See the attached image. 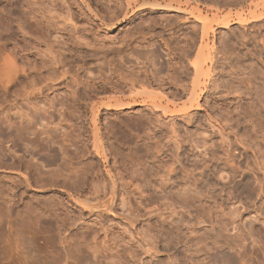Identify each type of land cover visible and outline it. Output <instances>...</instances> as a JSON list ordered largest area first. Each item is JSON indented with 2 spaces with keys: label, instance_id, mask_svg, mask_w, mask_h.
<instances>
[{
  "label": "bare ground",
  "instance_id": "1",
  "mask_svg": "<svg viewBox=\"0 0 264 264\" xmlns=\"http://www.w3.org/2000/svg\"><path fill=\"white\" fill-rule=\"evenodd\" d=\"M47 1H49V4H52V6H49L48 3L44 2L43 0H11L10 1L11 4L16 6L17 13H19V14L16 13L17 15H19L17 17L18 24L16 22L17 29L14 28L15 31H12L10 36L17 38V37H20L22 35V38L20 39V41L22 43H24L23 44L24 46L19 45L20 47L15 46L14 49H12L8 52H7V50L4 51V49H3V52L2 51L0 52V99H1L0 100V255H13L14 257H16V259H15L16 264H32L29 260V255H31V248L34 247V248L39 249L38 250L39 253H42L44 255H48V257L46 256L48 258L47 259L48 261H45V262H47V264H69L70 260H73L72 264H212V263L214 264L215 254L218 253L217 251H219L222 247L224 248V246L221 245V242H223V240L228 242L227 239L231 235V233H230L231 231L230 232H228V231L235 229L234 227H231V226L235 225L236 222H234V221H232V223L230 222V225H231L230 228L231 229H229L228 228L229 224L226 223V219L223 216L225 221H221L220 223H218L219 222V220H218V222H217L218 226L216 225L217 228L215 226L216 233L214 232L215 234H213L212 233L213 231L211 232L214 235V236L212 235L214 237V239H212L211 234H208V232L211 230H208L205 233L201 232V234L199 233V234H197V236L194 235L195 237H193L192 235H191L192 237H190L189 231H188L189 232L188 236H187V232L185 233V231L188 230V228L186 230V221L184 223V219H186V217L183 215L182 216L185 218H183L181 215H180L181 218H179L178 215H177L178 217L175 216L174 214H175L176 210L174 212V208L177 207V208H181V209L183 208V210L184 209L187 210L189 208V206L191 205V203H193V202L195 203L196 196H197L196 193L200 192L201 188L199 189V191L196 192V190H195L196 187H193V186H196L195 185L196 179H194L195 176L192 173H194L195 171L197 172L198 169H200V170L202 169L201 172L199 173L200 176L203 178H206L208 180V182H212V180H215L216 178H218V176H219L218 170L219 169L217 170L216 168H214L213 164L212 165L207 164L208 162L202 163L201 161H197L192 165L189 164L190 158L191 157L193 158V155H191L192 153L191 152H189L191 154L188 153V147L190 146L189 141L188 140L186 141L185 136H184L185 138L182 137V140L180 142L178 140L179 139L178 136L173 138V136H170V135L167 136L168 133L167 134L165 133L166 134L165 135L164 132L162 131V129L164 130V128H162L161 131L155 133V135L151 133L152 135L155 136V138L159 134V136L157 138L158 140H155V138L151 139V137L150 138L148 137L150 135H147L149 142H151L150 139L151 140L154 139L155 142H151V143L147 142L144 145H141L139 147V144H142V141H141V143H139L140 140L142 139L140 137L141 139L138 141V143H139L138 147H136L137 144H135L136 146L133 147V148H137L134 153H133L134 149L132 150L131 148L130 149L132 150V152H129V150H130L129 148H128L129 150H127L128 153H130L129 155H128V153H127V155H125L126 152H124L125 153L124 154L123 152L119 151L120 152L119 153L115 149L116 144H114L115 146L113 145V143L114 142L116 143L117 142L116 140H119V139H117V137H116V139H114L115 141L113 140L114 142L113 143L111 142L112 138H115V133H114L116 131L115 126L112 124L113 125V126L111 125L112 127L108 125V126H104V128H102L103 127V126L101 127L102 121H101V123L99 122L101 113L103 111H105V113H106V111H109V112L114 111V113L121 112V114H122V111H125L126 109H130L131 105L132 106H138V105L143 106L144 104H146V106H147V105L151 104L153 106V108H152L153 110L156 109V110L162 111V113L163 112L167 113V109L170 106V104L167 103L166 105H164V104H162V102L159 101V97L155 96L153 94V93H155L154 91L157 89H155L154 91L152 90L153 92H150V91H151V88L153 86H155V84L157 82L159 83V85L161 83L160 82L161 77H162L161 73L162 72L164 73L163 70L165 68H168V67H166V65L170 64V62L168 63L166 60V58L168 57V53H166L167 54V57H166V54L162 48V45L159 42L156 43L155 40H154V42H155L154 44H150L151 42L149 43L150 45L147 44V45H149V47L146 46L147 48H150V49L152 48L151 50L149 49L150 51H148V52H149V54L151 53V62H152V65L154 67V70H153V67L151 69V70H153V72H151L150 70L147 69L148 72H151L149 74L151 76H149L147 73H145V74H147L148 76L147 75L141 76L144 78L146 77L145 79H143L142 83H140L141 80H139V79L141 77H139V74H135L136 71H140V69L136 70L134 73V71L132 69L133 67H131L132 65L128 66L129 64L127 65V68L129 69V67H130V69L132 70V71H129L130 70L129 69L128 70L129 73L133 72L135 74V75H133L132 73L129 74V77L130 76L132 77V78L130 77L129 80L126 77V75L122 74L123 71L125 72V70H123L124 67L122 68L121 66H119V65L116 66V64H115V65H113V67H116V69L113 68V71L114 70H115V72L122 71V72H120V74L122 76H119L116 73L118 75V77L120 78V80L115 82L116 81L115 79L118 77H116L114 79V77H115L114 76L113 77V79L115 80V81L113 80L115 82V84L113 83L114 86H110L111 84L107 83L106 81L105 82L102 81V82L97 83L96 81L97 80L100 81V79L96 80V77H97V75H101V74L95 75V73L98 70H99L98 71L99 73L103 72L105 77L108 74V72H107V74H105L106 72H104L106 70V68H104V67H106L108 65V64L106 65V62L101 61L102 65L100 64V66L98 64L100 62H98V63L95 62L97 57H98L96 55H98L100 51L102 52V50L104 51L105 49H107V46L105 48L104 47L105 44L103 46V43H102V46H100L98 43L99 48L97 46V49L95 50L94 48H96V44H97L96 41L97 40L94 41V43L96 42V44H93V42L91 40H89L90 32H88V30L85 28L82 30L79 29V27L84 25V24L82 25V21H85V22L88 21L87 23L90 26H93L94 25L93 23L96 22L98 27L100 26V28H105L108 31H112V30L117 29L123 23H125L132 15L143 14V12H145L147 10L163 11V12H170V13H179L181 8L172 2L164 4L162 0H124L125 6L123 5V3L122 4L118 3V0H81L82 9H83V11H85V13L88 14L87 17L83 16L84 17L83 18L82 17L83 12H80L82 10L80 9V7H79V9H80L79 11L74 9L73 3H70V2L68 3L67 1L62 0L60 5H62L63 9H61V11L59 13L57 11V9L54 8L58 4L57 1H54V0H47ZM239 1H237V2H239ZM262 1L263 0H259V1L253 0L251 5H250V8L253 7V4L260 3ZM8 2H9V0H8ZM54 2L57 4H55ZM240 3H241V1H240ZM233 4H234V2H233ZM10 6H12V5H10ZM8 7H9V5L2 10H6V8H8ZM12 7H10L8 10L12 9ZM256 8H257V6H256ZM10 12H13V11H10ZM201 12L202 11H200V13L198 15L194 14V13H190V14H192L193 17L202 26V39L205 42L208 40L209 35L214 31V26L221 25L225 29H228V31H229V27L231 26L230 24L234 20L237 21L238 24L242 25V24H247L248 21L251 19H257L260 17V16H258V14H256V12H250L249 14H246V12H244V13L237 14L235 19L231 18V16L229 15V17L226 18L225 20H220V19L210 20L209 18L204 16L203 13H201ZM180 13H181V11H180ZM12 14L15 15L14 13H12ZM13 15H7V16L10 17ZM141 16H143V15H141ZM0 17H2V14L0 15ZM1 19H3V18H1ZM29 19L35 20V22H34L35 27L33 26V24H28L31 21V20L29 21ZM150 19H152V18H150ZM169 19H170V17H169ZM7 20H9V19H6V21ZM153 20H152V22H153ZM147 21H150V20H147ZM155 21L153 23H155ZM161 21H164V20H161ZM133 22H135V21H133ZM7 23L10 24V21ZM140 23H141V20H140ZM143 23H145V22L143 21ZM148 23H151V22H148ZM153 23H151L152 27H153ZM160 23L161 22H159V24ZM167 23L170 24L169 20ZM180 23H182V22H180ZM5 24H6V22H5ZM5 24L2 26H4V29H7L8 27H6V26H10V25L6 24V26H5ZM145 24L148 27L147 22ZM156 24H158V23H156ZM156 24H155V27L161 26V24L160 25L159 24L156 25ZM16 25L14 24V27ZM138 25L140 27L142 24L141 25L138 24ZM172 26H169V25L167 26V24H166V27H172ZM242 26L244 27V25H242ZM259 26H261V25H259ZM139 27H138V30L141 29V27L140 28ZM257 28H258V26H257ZM133 29H130V31H132V33H133ZM148 29L150 31V28H148ZM198 29H199V25H198ZM0 30H1V27H0ZM136 30L137 29L135 28L134 32ZM142 30H139V31H142ZM194 30H196V29L194 28ZM262 30H263V28H262ZM163 31H164V28H163ZM155 33L153 35L158 34V33H156V34ZM2 34H4V33H2ZM2 34H1V38H2ZM137 34H138V32H137ZM137 34L135 37H137ZM237 34H239V33H237ZM241 34H243V33L241 32ZM142 35L145 36V34H142ZM162 35H163V33H162ZM194 35H195V33H194ZM197 35H198V33H197ZM253 35H254V33H253ZM128 36L131 37L132 35H128ZM181 36H182V34H181ZM199 36H200V34H199ZM170 37H171V35H170ZM173 37H175V36H173ZM180 37L177 39L182 40ZM231 37H233V36H231ZM248 37H250V36H248ZM95 38H96V36H95ZM161 38L163 39L162 36H161ZM161 38L159 39V41L161 40ZM244 38L245 37H243V39ZM251 38H252V36H251ZM90 39H91V37H90ZM135 39L132 38V40H134V42L137 43L138 41H135ZM144 39H145V37H144ZM171 39L169 41L170 43H171ZM189 39L191 40L192 38H189ZM240 39H241V36H240ZM16 40H18V39H16ZM142 40H143V38H142ZM234 40H236V39H234ZM250 40L252 43V39H250ZM13 41H15V40H13ZM152 41H153V39H152ZM156 41H157V38H156ZM167 41L165 40L162 42H167ZM245 41L247 43L246 38H245ZM261 41H263V40H261ZM227 42H225V43H227ZM240 42H239V45H240ZM3 43H5V42H3ZM235 43H237V42H235ZM132 44H133V42H132ZM167 44H169V43L167 42ZM229 44L231 46V42ZM0 45L3 46L2 43ZM17 45H18V43H17ZM183 45H184V43H183ZM132 46H134V45H132ZM167 46L168 45H166L165 47L167 48ZM146 47H145V49H146ZM168 47H171L170 44ZM172 47H173V45H172ZM177 47L178 46H175V48H177ZM208 47H209L208 44L204 43L202 48H201V54H200L198 60L197 61L195 60L196 62L193 61V63L195 62L193 65V67H194L193 70L195 72V77H194L195 79L192 76L194 81L193 82L191 81V84H189L190 82H187V84L190 86L193 83V85L191 86L192 87V96H189V95H187L189 93L184 92V95L186 94L185 98H186V96H189L190 100H189V103H186L185 105H183L181 107V109L179 110L180 112H182L183 118L188 117V120H190L189 118H191V119L193 118V120H194L198 117V116L196 118H194L193 116L189 117V115L191 116V114L188 115V113L192 112V111L195 112V111L201 110L200 99L204 95V93L206 92V89L208 90V82L211 81L210 77H211V71L212 70H211V66H210V54H209V48ZM228 47H229V45H228ZM243 47H241V48H243ZM255 47H256V44H255ZM86 48H88V49L91 48L93 50L91 52L95 53V56L90 55V57H92L94 59L96 57L95 61L93 60V62L97 63V65H98V66L96 65V69H95L97 71L93 70V72L95 71V73L92 74L91 72H88L90 69L88 70V69L82 68L84 66L78 67V65L80 66V63H79L76 66L78 68H82L83 69L82 73H84L85 75L83 74L84 76L83 75L81 76L80 74H78L76 76L77 73L75 74V72L77 69L75 70L70 66V64H71L70 62H72L75 58H72L73 60H71L70 57L77 55L79 58H82L80 55H82V53L84 52V49H86ZM222 48H224V47H222ZM8 49H9V47H8ZM135 49H137V48H135ZM191 49L192 48L188 49V51L190 50V52H191ZM229 49H231V47ZM245 49H247V48L245 47ZM170 50L171 49H169L167 52H169ZM254 50H256V48ZM85 51L87 52V50H85ZM137 51L139 52L140 50H137ZM141 51H142V49H141ZM141 51H140V53H141ZM144 51H146V50H144ZM217 51L218 50H216V52ZM231 51L233 52L234 49L233 50L231 49ZM101 52H100V54H101ZM122 52H123V50H122ZM170 52H172V50ZM185 52L188 56L189 54L187 53L186 49L184 52H182V54ZM243 52H244V50H243ZM85 53H84V55H85ZM88 53H90V50ZM116 53H118L117 55H120V57L122 58V55L124 56V54L127 52L121 54V52L119 53V50H117ZM177 53L178 52H176V54ZM221 53H222V51H221ZM142 54L143 53H141V55ZM107 55H108V53H107ZM113 55H114V53H113ZM127 55H130V54H127ZM171 55H172V53H171ZM68 56H70V57H68ZM148 56L146 59H149ZM233 56L234 55H232L231 57H233ZM139 57H140V55H139ZM141 57H143V56H141ZM223 57H226V55ZM260 57H262V56H260ZM113 58H111V59H113ZM127 58H128V56H127ZM183 58H184V56H183ZM251 58H253V56ZM68 59H70V60H68ZM87 59H89V58L87 57ZM123 59H124V57H123ZM123 59H119V60L122 62ZM130 59H131V57H130ZM184 59H182V60H184ZM179 60H181V59H179ZM74 61L76 62V60H74ZM97 61H98V59H97ZM126 61H124V62H126ZM237 61H235V62L237 63ZM110 62L111 61H109L108 63H110ZM139 62H140V60H139ZM141 62H142V60H141ZM181 62H183V61H181ZM252 62H254V61L252 60ZM262 62H263V60H262ZM103 63L106 66H104ZM183 63H185V62H183ZM215 63L216 62H214V64ZM230 63H232V62H230ZM243 63H242V65H243ZM91 64H93V63H91ZM122 64H124V63L122 62ZM144 64L146 65V63H144ZM174 64H175V62H174ZM180 64H182V63H180ZM190 64H192V63H189V65ZM262 64H264V62ZM68 65L70 66L69 69H67L69 67ZM83 65H84V63H83ZM185 65L186 64H184L183 66L186 67ZM72 66L74 67L75 65H72ZM109 66H110V64H109ZM109 66H108V68H110ZM125 66H126V64H125ZM234 66H235V63H234ZM255 66H257V65H255ZM98 67H99V69H98ZM148 67H146V68H148ZM150 67H149V69H150ZM171 67H174V66L172 65ZM187 67H188V65H187ZM253 67H254V65H253ZM261 67H262V65H261ZM261 67H259V69ZM71 68L75 71H72ZM85 68H86V66H85ZM102 68H104L103 69L104 71L102 70ZM250 68H251V66H250ZM172 69H174V68H172ZM220 69H221V67H220ZM141 70H142V72L144 71L142 68H141ZM147 70H145V71H147ZM188 70H189V68H188ZM71 71L74 72L73 74H75V76L72 74ZM107 71H110V70L107 69ZM180 71H184V70H180ZM186 71H187V69H186ZM186 71H185V73H183V72L180 73L179 71L178 72L181 75L186 74V73L188 74V72H186ZM222 71H224V69H222ZM254 71L257 72L258 69L254 70ZM77 72L80 73L79 70ZM190 72H189V75H186L187 79H189L188 76L190 77L191 76L190 74H192ZM251 72H253V71H251ZM103 73H102V75H103ZM235 73H237V72H235ZM253 73H255V72H253ZM257 73H259V72H257ZM261 73H262V70H261ZM171 74L173 77L172 72H171ZM88 75H89V77H87ZM127 75H128V73H127ZM166 75H168V74H165V76ZM193 75H194V73H193ZM262 75L260 74V76H262ZM176 76H179V75L176 74ZM183 76H185V75H183ZM100 77L101 76H99L98 78H100ZM111 77H110V80H111ZM167 77L169 78L170 75L166 76V78ZM164 78L165 77H163V79ZM170 78L168 79V83L171 82L170 85H172V83H173V85H175V83H176L175 79L171 78L175 81V83H174V82H172V80ZM243 78H242V80H243ZM107 80H108V77H107ZM110 80L108 82H112ZM254 80H256V79H254ZM262 80H264L263 77H262ZM166 81H165V83H166ZM178 81H180V80H178ZM184 81H183V83H186V81L185 82ZM217 81L219 82V80H217ZM237 81L239 82L240 80H237ZM163 82H164V80H163ZM163 82L161 84H163ZM220 82H219V84H221ZM232 82H233V80H232ZM256 82H257V80H256ZM177 83L178 84L176 86H180V88H181L182 83L181 82H180L181 84L179 82H177ZM228 83L226 82L225 88L228 87L227 86ZM136 84H138L140 86L138 87ZM254 84L256 85V83H254ZM262 84H263V86H262L261 90H260V88H258L260 83L258 86L256 85L259 92L260 91L263 92V98L261 99V101L259 102V99L257 98L259 93H256L257 94L256 97L253 95H251V96H253V98L254 97L257 98L258 101L254 98L257 101V103L259 102V104L261 103L263 105L264 104V82L261 83V85ZM235 85L239 86L240 84L239 85L235 84ZM157 86H158V84H157ZM161 86H162V89L164 90V86L163 85H161ZM184 86H185V84H184ZM136 87L138 88L137 90H139V88L141 89L140 93H137V94L135 93L136 95L134 94L135 96L131 97L130 99L125 98V95L122 94V91H124L125 88L126 89L128 88L130 90L129 93H131L136 89ZM156 88H158V87H156ZM212 88L213 87L211 86V89ZM247 88L249 90V87H247ZM254 88H255V86H254ZM152 89H154V88H152ZM185 89H186V87L185 88L182 87L183 91ZM189 89H190V87H189ZM160 90H161V88H160ZM186 90H188V87ZM248 90L245 92H248ZM255 90H256V88H255ZM183 91H180L181 95H182ZM189 91L190 90H188V92ZM216 91H217V89H216ZM229 91H230V89H229ZM231 91H232V89H231ZM238 91L240 93V90L236 89V92H238ZM125 92H127V90ZM236 92H233L232 95H234V93H236ZM262 92H260V93H262ZM163 93H165V92H163ZM172 93H173V90H172ZM249 93H250V91H249ZM165 94L167 95L168 93H165ZM14 95H16V97ZM232 95H230V96H232ZM261 95H259L260 98H261ZM12 96H14L15 99L10 98ZM167 96H173V95L169 94ZM224 96H226V95H224ZM224 96H223V98H224ZM17 97H20V100H19V98L17 100L16 99ZM59 97H61V98H59ZM182 97H183V95L181 97L179 96V98H182ZM241 97H242V95H240V98ZM244 97H245V95H244ZM175 98H177V97H175ZM175 98H173V100ZM179 98H177V99H179ZM7 99H10V100L13 99L16 101L12 100L14 104L10 105V103H11L10 102L8 104L9 106L8 105L3 106L5 103H7ZM221 100H223V99H221ZM180 101H182V99H180L179 102ZM262 101H263V103H262ZM217 103H218V101H217ZM246 104H248V103H246ZM254 104H256V103L254 102ZM261 104L256 105L255 107L258 109V107L261 106ZM240 106H237V107H240ZM209 107H211V106H209ZM213 107H215V106H213ZM146 108H147V110L151 109V108L149 109L148 107H146ZM251 109H250V111H251ZM252 110L255 111V108ZM243 111H244V109H243ZM141 112H143V111H141ZM141 112L138 114H141ZM150 112H151V110H150ZM152 112H154V111H152ZM152 112H151V114H152ZM117 114L119 115V113H117ZM156 114H158V113H156ZM242 114H243V112H242ZM154 115H153V117H154ZM186 115H188V116L185 117ZM252 115H255L256 118L258 117V118L262 119V121H260L262 123H260L259 126L253 125L255 127L254 129L258 128L257 131L258 130L264 131V105H263V107H261V109L259 107V109L257 111H255ZM143 116H144V114L141 116V118H143V120H145L146 118ZM146 117H148L147 114H146ZM173 117L176 118V116H173ZM105 118H107V117H105ZM174 118H169V119H174ZM198 118H200V117H198ZM117 119H119V118H117ZM155 119L156 120L158 119L157 124H159V122H160L159 117L157 118V116H156ZM232 119L233 118H231V120ZM66 120H68V121L70 120L69 121L70 123L72 121L73 122L75 121L74 122L75 124L74 125L71 124L72 127H70L69 130L67 128H68V125H70V124L63 125V122ZM119 120H121V119H119ZM137 120H138V118H137ZM139 120H140V118H139ZM156 120H154V121H156ZM188 120L184 119V121H188ZM208 120H209V122L208 121H206V122H207V124L210 123L209 126L212 125V123H215L216 125H218V127H219L218 129H220V131H221L220 135L223 138H225V139L222 138L223 140H221V142H222L221 146L222 147L219 146L220 149L223 150V152H224L223 154L227 155V157H228L229 163L228 164L226 163L224 170L225 171L229 170L230 172L234 173L237 170L236 169L237 164L232 165L233 163H238V165L240 164V167L242 166L243 163L246 164V167H247L246 169H248V172L243 173L244 174L243 175L244 181L246 179H248L245 182L246 184H245L244 188L247 192L245 194L246 195L249 194L248 196H249V198H251L255 194L256 190H258L259 191L258 195L260 194L261 196L262 195L264 196V155L261 152V148H259L261 143L259 144V146L257 145V143L256 144L252 143L254 145H251L250 139L252 137L250 138L248 135L247 136L250 139H248V137L246 135L243 136V134H241V136H240L239 133H237V132H231L230 131L229 133H225L223 127L221 126V122H219V120H217L215 118V116L213 117V115L212 116L209 115ZM109 121L104 120V122H103L104 125L106 123H108ZM115 121H116V119H115ZM147 121H148V119H147ZM151 121H152V119L149 122H151ZM198 121H200V120L198 119ZM131 122H133V121H131ZM136 122H139V121H136ZM201 122H199V124ZM115 123L117 124V122H115ZM123 123L126 125L127 121L125 123L123 120ZM133 123H135V120ZM145 123H146V121H145ZM153 123L154 122L151 123L152 125L150 127L147 126L148 129L153 126ZM120 124H121V126L124 125V124H122V122H120ZM136 124H138V123H136ZM136 124H134V125L137 126ZM148 124L150 125V123H148ZM157 124H155V125L157 126ZM125 125H124V128L123 127H121V128L119 127V128L125 129ZM128 125L130 127V123ZM142 125H145V124H143V121H142ZM142 125H140V123H139L140 127ZM126 127H128V126H126ZM153 127L158 130L157 127H155V126H153ZM153 127H152L153 131L151 129L150 130H151V132L154 133L156 129L154 130ZM158 127H159V125H158ZM210 127H212V126H210ZM213 127L215 128L216 126H213ZM131 128H132V126H131ZM135 128H137V127H135ZM144 128H146V127H144ZM169 128H170V126H169ZM104 129H105V132L103 133ZM110 129H112V131L114 130L113 132H111L112 134H110V132L106 133V131H109ZM123 129L121 130L122 132H123ZM133 129L134 128H132L131 130L134 131ZM171 129H174V128H171ZM171 129H168V130H171ZM129 130H130V128H129ZM129 130L126 129L127 132ZM174 130H176V128ZM135 131H136V133H138V132L140 133V131H143L146 133L148 130L147 131L135 130ZM129 132H130V134L133 133L132 135H134V136L136 134L134 132L131 133V131H129ZM149 132L150 131H148V133ZM171 132L175 135L177 133V131H175L176 132L175 133L173 130H171ZM185 132H184V134H185ZM120 134L121 133H119V137H120ZM146 134H145V138H147ZM139 135H136V136H139ZM116 136H118V134H116ZM129 136L131 138H133V136H131V135H129ZM154 136H152V137H154ZM190 137H192V136H190ZM127 138H128V140L131 139L129 137H127ZM164 138H166L167 140H165ZM125 139H126L125 137H124V139L122 138V140H125ZM190 139H192V138H190ZM229 139H231V140L229 141ZM162 140H164L166 142L163 141L164 143L162 144L161 143ZM121 141H119V142L122 143ZM146 141H144V142H146ZM254 141L255 140H253V142ZM123 142H125V141H123ZM135 142L136 141H134V143ZM6 143H11L13 149H11L10 146H9L10 148H8ZM127 143H130V142H127ZM109 144H111L114 148L112 146H111L112 148H110ZM192 144H194V142ZM255 145H256V147H255ZM123 146L124 145L122 143L120 148H122ZM130 146H132V145H130ZM130 146L126 145L123 148L125 149L126 147H130ZM204 146L206 147L207 145L204 144L203 147ZM116 147H119V146H116ZM225 147H227V149ZM238 148H241L242 152H239L237 154ZM217 149H218V147H217ZM207 151L210 152L211 159H212L211 161H214L213 159L214 158L216 159V155H217L215 153V150H213V151L207 150ZM116 153H117V156L118 155L121 156V157H119V159L122 158V159H125L126 161H128L127 159H129V157L131 159L133 156L138 155L140 153H141V155L143 153L144 157L147 156L146 158L149 157L150 159L153 158V160H155V159L156 160L154 162L152 161V159L150 160V162L152 161V163H153V164L151 163L152 164L151 165L152 167H151L150 165L149 166L148 165L142 166L143 163L140 164L141 162L137 161L139 159H137V160L135 159L136 161L134 160L135 162L133 161V163H131V164L134 166H138L140 164V166H141L140 169L138 167H137L138 169L137 168L136 169L135 168H129L127 166L128 162L126 165L124 162L125 160H123V161L120 160V162L122 161L123 163H121L119 166H118V163L114 162V160L112 161L113 163H111V156L114 159H118L117 157L115 158L113 156V154L115 155ZM193 154H194V152H193ZM190 155H191V157H190ZM138 156L140 157V155H138ZM142 156L140 158L143 159L144 157H142ZM161 157H163V158H161ZM167 157H169V158L167 159ZM194 157L196 159V156H194ZM218 157H220V155ZM239 157L243 158V163H242V161H239ZM136 158H138V157H136ZM35 159H37L38 161H36ZM203 159H205V158H203ZM220 160H223V159H220ZM146 161L148 162L149 160L147 159ZM217 161L219 162V160H217ZM147 162H146V164L149 163V162L148 163ZM157 163H159V164L156 166ZM131 164L129 162V165H131ZM217 164H219V163H217ZM214 166H215V164H214ZM124 167H125V169H124ZM118 170H120V171H118ZM121 170L125 171L126 176L124 175V173L122 174ZM239 170H241V168ZM160 172L164 173V175L163 176L161 175V177L159 175ZM232 173H231V175H232ZM236 173H237V171H236ZM236 173H235V175H236ZM222 175H225L224 172H222ZM127 176H129V178H130L129 181L132 180L131 182L125 181V180L129 179V178L125 179ZM233 176H232V179H234V177H235V176L234 177ZM139 177H142L141 178L142 179L141 185L140 184L138 185V182L140 183V181H138V182L135 181ZM250 177H252L254 179V182L256 183V188H253V187L249 188L248 187V186H251V185H249ZM155 178H158L161 181V183H159V184H161V191H160L161 194H159V192H158V194L161 195V196H159L161 199H165L166 201L165 200L164 201L167 202L166 206H165V203L163 206L166 208H170V209L173 208L172 213H170L167 217L166 216L164 217V214L162 215L160 213V215H159L157 213V212H159V208L158 209L155 208L156 209L155 211H153L154 210L153 209L149 212V215H153V214L157 213V214H155V217H154V215H153V217H151V220L154 218H157V217L160 218L159 227L155 226L154 228L151 229L152 231H154V233L151 231L153 234H156L155 232H157V234L151 235V233L150 234L147 233L146 237H141L140 239L137 238L138 240H135L137 242L133 241L134 239L132 240V238H130L131 240H127L126 238L124 239L122 237L121 238L117 237V236H115L116 234L115 235H108V236L106 235L104 240H102L100 242L99 241L100 235L98 233L99 231L96 230L95 227H100L99 230H102L104 228V226H102V223H103L102 219L104 218V216L108 215V214H112V215L115 214V212H117L120 207H121V209H124L125 204L127 205V201L129 199V197L131 195H133L134 192L140 191V193L143 195L146 192V191H144L143 188H145L147 185L152 184V181H153V179L155 181ZM222 178L223 177H221V179ZM158 179H156V180H158ZM199 179H197L196 182ZM202 179H200V181ZM232 179H230V180H232ZM203 180L205 181V179H203ZM200 181H198V182L200 183ZM217 181L218 180L216 179V182ZM134 182L137 183V184L135 183L136 186H135V184H133ZM157 182H159V181H157ZM222 183H223V181H222ZM229 183L231 184L232 181L231 182L229 181ZM156 184H158V183H156ZM203 184H205V183H203ZM225 184H226V182H225ZM144 185H145V187H143ZM208 186H207L206 190L209 189ZM131 187L133 188V190H131ZM134 187H135V189H134ZM157 187L158 186H156V189H159L160 185H159V188H157ZM192 187L194 188V190ZM153 188H155V186ZM229 189H233V188H230V186H229ZM202 190H203V188H202ZM210 190L212 191L213 189H211V187H210ZM234 190H236V189H234ZM152 191H153V189H152ZM204 191H205V187H204ZM211 191H210V193L209 192H207V193L212 194ZM239 191H240V189L238 190V192ZM194 192H196V193H194ZM56 193H58L59 196ZM156 193H157V191H156ZM204 193L207 194L206 191ZM30 194H33V195L31 196ZM54 194H56V196H54ZM158 194H157V196H158ZM258 195H256L255 198L261 197L260 195L259 196ZM206 197L208 198L209 195H207ZM206 197H205V199H207ZM32 198H34V202L32 201L33 200ZM160 198H159V200L161 201ZM209 198H211V197H209ZM151 199H153L154 202L151 201L150 199L149 200L152 203H155L156 196H155V199H154V197ZM200 199H201V197H200ZM203 199H204V197H203ZM146 201H148V200H146ZM139 203L140 202H138V204ZM147 203L150 205L149 201ZM152 203H151V205H152ZM156 203H157V201H156ZM196 203H197V201H196ZM196 203L194 205H196ZM194 205H191V207ZM161 206H162V204H161ZM21 207H22V209H21ZM211 207H212V205H211ZM211 209L212 208H210V210ZM163 210H165V209H163ZM15 211H17L16 214H14ZM169 211H171V210L168 209L167 212H169ZM204 211H206V210H204ZM212 211H213V209H212ZM227 211H229V210L227 209ZM188 212L189 211H187V213ZM211 214L212 213H210V215H208V216H211ZM221 215L222 214H220L219 216H221ZM94 217L96 218V220L97 219L98 220L91 223V221H89V220L91 218H94ZM191 217H195V216H191ZM216 217H218V216H216ZM198 218L199 217H197V219ZM218 218H220V217H218ZM259 218H260V216H259ZM194 219H196V218H194ZM202 219L204 220L203 217H202ZM215 219H217V218H215ZM221 219H222V217L220 218V220ZM188 220H187V222H189ZM198 220L196 222H199V224H205L206 223V222L203 223V221L200 222L201 218L199 221ZM215 221H213L214 225H215ZM191 222H192V220H191ZM191 222L189 225L192 224ZM199 224H197V225H199ZM194 225H196V224H194ZM182 226H185V229L182 228ZM199 226H201V225H199ZM190 227H194V226L191 225ZM190 227H189V229H190ZM253 227H254V225H253ZM258 228H259V226H258ZM213 229H214V227H213ZM249 229L252 230V226ZM259 229H261V228H259ZM193 230L194 229L192 228V231ZM204 230H205V228H204ZM242 230L240 232H242ZM79 231H86V232H81L80 235H79V233L77 235L76 232H79ZM202 231H203V229H202ZM226 232L230 233V234L229 235L225 234ZM240 232L237 231V235ZM196 233L197 232H195V234ZM86 234L88 236H89V234L91 235V237H90L91 240L89 241V242L92 241L91 245L86 244V242H87V237H86L87 235ZM224 235H228V238L225 239V237H227V236L224 237ZM245 236H246V233H243V234L241 233L237 237H235V236L233 237V235H232L231 236L232 238H230L229 240H232L230 242H233V241L235 242L237 240L236 243H238V240H241V242L243 240H245V238H246ZM210 240H211V242H210ZM39 242L40 243L43 242L42 245H40V248L35 246L36 243L40 244ZM227 242H225V243H227ZM123 243H128V244L124 246V245H122ZM239 244L240 243H238V246H239ZM243 244H245V243H243ZM37 246H39V245H37ZM241 246H242V244H241ZM29 247H31V248H29ZM182 247H185L183 252L180 250ZM27 248H29L30 250ZM254 248H256V247H254ZM231 249H232V247H231ZM238 249H239V247H238ZM262 249H263V247H262ZM141 254H143V255H141ZM181 254H183V255H181ZM33 259H34V257H33ZM221 264H223V263H221Z\"/></svg>",
  "mask_w": 264,
  "mask_h": 264
},
{
  "label": "rangeland",
  "instance_id": "2",
  "mask_svg": "<svg viewBox=\"0 0 264 264\" xmlns=\"http://www.w3.org/2000/svg\"><path fill=\"white\" fill-rule=\"evenodd\" d=\"M10 1L11 0H9V2H8V0H0V15L2 14V17H0V27H1V30H0V38H1V34L2 33H4V34H2V38L0 39V44L2 43L3 44V46L2 45H0V52L2 51L3 52V49H4V51H6L7 50V52L8 51H10V50H12V49H14V47L16 46H22L24 43H22L21 41H20V39L22 38V35L20 36V37H17V38H14V37H12V36H10L11 35V32L12 31H15L14 30V28L15 29H17V25H16V22H17V24H18V20H17V17L19 16V15H17V14H19V13H17V8H16V6L15 5H13V4H11L10 3ZM44 2H46V3H48V5L49 6H52V4H49V1H47V0H43ZM54 1H57V3H55V4H57V6L56 7H54V8H56L57 9V11L60 13V11H61V9H63L62 8V5H60L61 4V2H62V0L60 1V0H54ZM60 1V2H59ZM65 1H67L68 3L70 2V3H73L74 4V9H76L77 11H79L80 9L82 10V11H80V12H83V15H82V17L84 16V17H87V13H85V11H83V9H82V5H81V0H65ZM121 1V2H120ZM163 1V3L164 4H167V3H170V2H172V3H174L175 5H177L178 7H180L181 8V13H180V11H179V13H170V12H163V11H150V10H147V11H145V12H143V14H136V15H132L125 23H123L121 26H119L117 29H115V30H112V31H108V30H106L105 28H100V26L98 27V25L96 24V22L95 23H93L94 25L93 26H90L87 22L88 21H82V25L83 26H81V27H79V29L80 30H82V29H87L88 30V32H90V37H91V39H90V37H89V40H91L92 42H93V44H96V42H97V44H96V48H94L95 50L97 49V46H98V48H99V45L100 46H102V43H103V46H104V44H105V48H106V46H107V49H105L104 51L102 50V52H101V54H100V52H99V54L98 55H96V56H98L97 57V59H98V61H97V59H96V57H95V59H96V61H95V59L94 58H92V57H90V55L91 56H95V53L94 52H91V51H93L91 48H86V49H84V52L82 53V55H80L82 58H79L77 55H75V56H73V57H70V56H68V57H70L71 58V60H73L72 58H75L74 60H76V62L73 60L72 62H70L72 65H78L79 63H80V66L78 65V67H82V66H84V67H82V68H84V69H90L88 72H91L92 74H94L95 73V71H97V70H95L96 69V65H97V63L98 62H100V63H98L99 64V66H100V64H101V61L103 62H106V65H104V63H103V65L104 66H106V67H104V68H106V70L104 71L103 69L104 68H102V70L104 71V72H106L105 74H107V72H108V76L106 75V77H105V75H104V73H103V75H102V73H99L98 71L95 73V75L96 74H101V75H97V77H96V80L97 79H100V81L99 80H97L96 82L97 83H99V82H107V83H109V84H111L110 86H114L113 85V83L115 84V82H117L118 80H120V78L118 77V75L119 76H122L121 74H120V72H122V71H117V72H115V70L113 71V68L114 69H116V67H113V65H115L116 64V66H121L122 68L124 67V69L123 70H125V72L123 73L122 72V74L123 75H126V77L128 78V80H129V78L131 77H129V74H133V75H135V74H139V77H141V76H145V75H149L151 72H153V70H154V67H153V65H152V62H151V53L149 54V52L148 51H150L151 49L150 48H147V47H149V45L150 44H154L155 42L157 43V42H159L161 45H162V48H163V50L165 51V54L166 53H168V57H167V54H166V60H167V62L169 63L170 62V64L167 66L166 65V67H168V68H165L163 71H164V73L162 72L161 74V80H160V82L162 83L163 82V80H164V82H163V84H161L160 83V85H159V83L157 82L156 84H155V86H153L152 88H154V89H152L151 88V91L150 92H153L155 89H157V90H155L154 92L155 93H153L155 96H158L159 97V101L160 102H162V104H164V105H166L167 103H169L170 104V106L168 107V109H167V113H162V111H159V110H156V109H152L153 108V106L151 105V104H149V105H147L146 106V104H144L143 106L142 105H138V106H130V109H126L125 111H122V114H121V112H116V113H114V111H106V113H105V111H103L102 113H101V116H100V120H99V122L101 123V121H102V123H101V127L102 128H104V126H111L112 124L115 126V138H112V140H111V142L113 143L115 140L114 139H116V137H117V139H119V140H116L117 142L115 143H113V145L114 144H116V146H119V147H116L115 145V149L117 150V152H126V154L125 155H127V153H128V151L127 150H129L130 148L133 150V153L136 151V149L137 148H133V147H135L136 145L135 144H137V146L136 147H138V144L139 143H141V141H142V144H139V147L141 146V145H144L145 143H151V142H155L154 141V139L153 140H151L152 138H155V133H157V132H159V131H161V129L162 128H164V130L162 129V131L164 132V134L166 133H168L167 134V136L168 135H170V136H173V138L174 137H176V136H178V140L181 142V140H182V137L183 138H185L186 139V141L188 140L189 141V143H190V146L188 147V153L189 152H191V153H189V154H191V155H193V158L191 157V155H190V161H189V164H194L195 162H197V161H201L202 163H204V162H208L207 164H210V165H212L213 164V167L214 168H216L217 170H218V174H219V176H218V178H216L218 181L216 182V179L215 180H212V182H208V180L206 179V178H203V177H201L200 176V172H201V170L200 169H198V171L196 172H194V173H192L194 176H195V178L194 179H205V181L203 180H201L200 181V179L198 180V181H200V183L198 182H196V180H195V185L196 186H193V187H196V192L197 191H199V189L201 188V191L200 192H194V193H196V201H197V203H196V201H195V203H196V205H194L195 203L193 202V203H191V205H194V206H192L191 207V205L189 206V208L186 210V209H184L183 210V208L181 209V208H174V212H175V210H176V212H175V216H179V218H181L180 217V215L182 216H185L186 217V219H184V223H185V221H186V230H187V228H188V230L187 231H185V233L187 232V236H188V234H189V232H190V237H195L194 235H196L197 236V234H201V232H206V231H208V230H211V231H209L208 232V234H211V237H212V239H214V235L213 234H215L216 233V228H217V226H218V224H217V222H218V220H219V222L218 223H220L221 221H225V219H226V223H228L229 225H228V228L229 229H231L230 228V222L232 223V221H234V222H236L235 223V225H233V226H231V227H234L235 229L234 230H229L228 232H230L231 233V235L229 236V238H228V235L230 234V233H225V234H228V235H224V237L225 236H227V237H225V239H227L228 240V242L227 241H225V240H223V242H221V245L222 246H224V248L222 247L219 251H217L218 253H216L215 254V262H214V264H221V263H223V264H264V196L262 195H260L261 197H257V198H255V196L256 195H258V193H259V191L258 190H256V192H255V196L252 198L251 196V198H249V194H245V193H247L246 192V190H245V182H246V180H248V179H246L245 181H244V177H243V173L244 172H248V169H246L247 167H246V164H244L243 163V158H240L239 157V161H242V166L240 167V164L238 165V163H233L232 165H234V164H237V173H236V171L234 172V173H232V172H230L229 170H224V167H225V165H226V163L228 164L229 162H228V157H227V155H225V154H223L224 152H223V150L222 149H220V147H222L221 145H222V142H221V140H223V139H225V138H223L221 135H220V133H221V131H220V129H218L219 127H218V125H216L215 123H212V125H210V126H212V127H210L209 126V124L210 123H208L207 124V122L206 121H208L209 122V120H208V116L209 115H213V117L215 116V118L217 119V120H219V122H221V126L223 127V129H224V131H225V133H229L230 131L231 132H237V133H239V135L241 136V134H243V136H247L248 137V139H250V144L251 145H254V144H256L257 143V145L259 146V144H260V146H259V148H261V152H262V154L264 155V131L263 130H258L257 131V129L258 128H256V129H254L255 127L254 126H259L260 125V123H262V122H260V121H262V119L261 118H256V116L255 115H252L255 111H257L258 109H259V107H260V109H261V107H263V105L261 104V106H257L258 107V109L255 107L256 105H260L259 104V102L261 101V99L263 98V92L262 91H260V92H262V93H260L259 92V90H258V88H260V90H261V88H262V86H263V84L261 85V83H263L264 82V80H262V77H263V79H264V64H262L263 62H264V5H263V12H262V16L260 17V18H257V19H251V20H249L248 21V23L247 24H242V25H244V27L241 25V24H235V25H232L231 27H229V31H228V29H223V28H219V27H216L215 28V30L209 35V37H208V40L205 42L203 39H202V26L200 25V23L193 17V15L192 14H190V13H194V14H199L200 13V11H202L201 13H203V15L204 16H206L207 18H209L210 20H214V19H219L218 17H217V15L216 14H214L212 17H210V15H209V13L212 11V10H219L220 12H226V11H229V10H232V11H236V10H240L239 12H237V14H240V13H244V12H246V14H249L250 12H256V14L258 13V9H259V7H260V3H255V4H253V7L252 8H250V5H251V3H252V1L253 0H240L241 1V3H240V1L239 0H162ZM209 1V2H208ZM237 1H239V2H237ZM243 1V2H242ZM247 3H246V2ZM259 1V0H258ZM233 2H234V4H233ZM118 3H123V5L125 6V1L124 0H118ZM239 5H238V4ZM4 4V5H3ZM242 4V5H241ZM9 5V7L8 8H6V10H2V9H4L5 7H7ZM10 5H12V6H10ZM256 6H257V8H256ZM10 7H12V9H10V10H8ZM79 7H80V9H79ZM15 9V10H14ZM9 12H8V11ZM66 10V9H65ZM242 10H245V11H242ZM10 11H13V12H10ZM5 12V13H4ZM11 13V14H10ZM12 13H14L15 15H13ZM17 13V14H16ZM145 13V14H144ZM236 14V15H237ZM4 15V16H3ZM7 15H13V16H7ZM17 15V16H16ZM141 15H143V16H141ZM229 15H231V11H229L228 12V14L223 18V19H220V20H225L226 18H228L229 17ZM139 16V17H138ZM170 17V19H169V17ZM5 17V18H4ZM83 17V18H84ZM133 17V18H132ZM144 17V18H143ZM168 19H167V18ZM1 18H3V19H1ZM142 18V19H141ZM149 18V19H148ZM150 18H152V19H150ZM6 19H9V20H7L6 21ZM16 21H15V20ZM154 19V20H153ZM157 19V20H156ZM167 19V20H166ZM31 19H29V21H30ZM34 20V19H33ZM33 20H31L28 24H33V26L35 27V25H34V22H35V20L33 21ZM140 20H141V23H140ZM147 20H150V21H147ZM152 20H153V22L155 21V23H153L152 22ZM161 20H164V21H161ZM168 20H169V23L170 24H168L167 22H168ZM10 21V24L9 23H7V22H9ZM14 21V22H13ZM28 21V20H27ZM133 21H135V22H133ZM139 21V22H138ZM143 21L146 23L147 22V24H148V27H147V25L145 24V23H143ZM166 21V22H165ZM5 22H6V24H9L10 26H6V24H5ZM33 22V23H32ZM148 22H151V23H153V27L151 26V23H148ZM159 22H161L160 24H161V26H158V27H155V24L156 23H158L159 24ZM177 22V23H176ZM180 22H182V23H180ZM189 22V23H188ZM13 23V24H12ZM163 23V24H162ZM165 23V24H164ZM197 23V24H196ZM261 23V24H260ZM5 24V26L6 27H8L7 29H4V26H2V25H4ZM14 24L16 25L15 27H14ZM138 24H142L140 27H141V29H139V30H142V31H139L138 30V27H139V25ZM145 24V25H144ZM158 24H156V25H158ZM159 24V25H160ZM166 24H167V26L169 25V26H172L173 24V28L172 27H166ZM176 24V25H175ZM13 25V26H12ZM198 25H199V29H198ZM259 25H261V26H259ZM12 26V27H11ZM135 26V27H134ZM138 26V27H137ZM145 28H144V27ZM150 26V27H149ZM163 26V27H162ZM165 26V27H164ZM257 26H258V28H257ZM5 27V28H6ZM139 27V28H140ZM181 27V28H180ZM193 27V28H192ZM201 27V28H200ZM13 28V29H12ZM136 28L137 30L134 32V29ZM148 28H150V31H149V29ZM160 28V29H159ZM163 28H164V31H163ZM168 28V29H167ZM194 28L197 30H194ZM244 28V29H243ZM247 28V29H246ZM262 28H263V30H262ZM3 29V30H2ZM130 29H133V33H132V31H130ZM166 29V30H165ZM171 29V30H170ZM192 29V30H191ZM243 29V30H242ZM8 30V31H7ZM163 32H162V31ZM248 30V31H247ZM251 32H250V31ZM260 30V31H259ZM2 31V32H1ZM7 31V32H6ZM10 31V32H9ZM94 31V32H93ZM159 31V32H158ZM177 31V32H176ZM223 31V32H222ZM231 31V32H230ZM240 31V32H239ZM9 32V33H8ZM137 32H138V34H137ZM141 32V33H140ZM150 32V33H149ZM158 33L157 35H153L154 33ZM161 32V33H160ZM183 32V33H182ZM186 32V33H185ZM195 33V35H194V33ZM226 32V33H225ZM241 32L243 33V34H241ZM262 32V33H261ZM7 35H6V34ZM135 33V34H134ZM152 33V34H151ZM155 33V34H156ZM162 33H163V35H162ZM180 35H179V34ZM189 33V34H188ZM197 33H198V35H197ZM233 33V34H232ZM237 33H239V34H237ZM252 35H251V34ZM253 33H254V35H253ZM136 34H137V37H135L136 36ZM142 34H145V36H143ZM168 34V35H167ZM181 34H182V36H181ZM191 34V35H190ZM199 34H200V36H199ZM229 34V35H228ZM231 34V35H230ZM235 34V35H234ZM128 35H132L131 37L130 36H128ZM140 35V36H139ZM163 37V39L161 38V36ZM167 35V36H166ZM170 35H171V37H170ZM187 35V36H186ZM190 35V36H189ZM197 35V36H196ZM237 35V36H236ZM246 35V36H245ZM250 36V37H248V36ZM9 36V37H8ZM95 36H96V38H95ZM128 36V37H127ZM134 36V37H133ZM151 36V37H150ZM173 36H175V37H173ZM178 36V37H177ZM181 36V37H180ZM197 38H195V37ZM231 36H233V37H231ZM240 36H241V39H240ZM251 36H252V38H251ZM254 36V37H253ZM8 37V38H7ZM143 38V40H142V38ZM144 37H145V39H144ZM147 37V38H146ZM161 38V40L159 41V39ZM181 38L182 40H180V39H177V38ZM192 38L191 40L189 39V38ZM226 37V38H225ZM231 37V38H230ZM238 37V38H237ZM243 37H245L246 38V40H247V43H246V41H245V38L243 39ZM248 37V38H247ZM132 38L133 39H135V41H138L137 43L136 42H134V40H132ZM139 38V39H138ZM156 38H157V41H156ZM172 38V39H171ZM224 38V39H223ZM262 38V39H261ZM16 39H18V40H16ZM147 39V40H146ZM151 39V40H150ZM152 39H153V41H152ZM170 39H171V43L169 42L170 41ZM195 41H194V40ZM234 39H236V40H234ZM239 39V40H238ZM250 39H252V43H251V40ZM4 40V41H3ZM13 40H15V41H13ZM95 40H97L95 43H94V41ZM133 42V44H132V42ZM154 40H155V42H154ZM167 41L169 44H170V46L171 47H168L169 46V44H167V42H162V41ZM175 40V41H174ZM190 40V41H189ZM249 40V41H248ZM254 40V41H253ZM261 40H263V41H261ZM8 41V42H7ZM141 41V42H140ZM144 41V42H143ZM193 41V42H192ZM197 41V42H196ZM228 41V42H227ZM233 41V42H232ZM240 42V45H239V42ZM244 41V42H243ZM3 42H5V43H3ZM14 42V43H13ZM126 42V43H125ZM151 42V43H150ZM153 42V43H152ZM162 42V43H161ZM175 42V43H174ZM225 42H227V43H225ZM231 42V46H230V43ZM235 42H237V43H235ZM17 43H18V45H17ZM98 43H99V45H98ZM141 43V44H140ZM150 43V44H149ZM183 43H184V45H183ZM204 43H207L208 44V48H209V54H210V66H211V77H210V80L211 81H209L208 82V90L206 89V94L204 93V95L201 97V99H200V105H201V110H199V111H195V112H189L188 113V115L189 114H191V116L189 115V117H194V118H196L197 116L198 117H200V118H196V119H194L193 120V118L191 119V118H189L190 120H188V115H186L185 117H187V118H183V114H182V112H180L179 110L181 109V107L183 106V105H185L186 103H189V96H192V85H193V83H192V85L190 86V85H188L187 84V82H190L189 84H191V81L193 82L194 80H193V78L195 77V72H194V67H193V65H194V63L198 60V58H199V56H200V54H201V48H202V46H203V44ZM244 43V44H243ZM6 44V45H5ZM127 44V45H126ZM134 45V46H132V45ZM139 44V45H138ZM147 44H149V45H147ZM168 45L167 46V48L165 47L166 45ZM173 45V47H172V45ZM175 44V45H174ZM178 44V45H177ZM234 44V45H233ZM255 44H256V47H255ZM164 45V46H163ZM183 45V46H182ZM188 45V46H187ZM227 45V46H226ZM228 45H229V47H228ZM234 47H233V46ZM19 46V47H20ZM24 46V45H23ZM131 46V47H130ZM147 46V47H146ZM152 46V45H151ZM150 46V47H151ZM175 46H178L177 48H175ZM180 46V47H179ZM244 46V47H243ZM8 47H9V49H8ZM125 47V48H124ZM134 47V48H133ZM145 47H146V49H145ZM165 47V48H164ZM222 47H224V48H222ZM228 47V48H227ZM231 47V49L233 50L234 49V51L232 52L231 51V49H229ZM240 47V48H239ZM241 47H243V48H241ZM245 47L247 48V49H245ZM2 48V49H1ZM6 48V49H5ZM135 48H137V49H135ZM179 48V49H178ZM190 48H192L191 49V52H190V50L188 51V49H190ZM218 48V49H217ZM227 48V49H226ZM256 48V50H254ZM126 51H125V50ZM133 49V50H132ZM141 49H142V51H141ZM150 49V50H149ZM166 49V50H165ZM169 49H171L172 50V52H167ZM181 49V50H180ZM185 49L187 50V53L190 55H188L187 56V54H186V52L185 53H183L182 54V52H184L185 51ZM220 49V50H219ZM222 49V50H221ZM251 49V50H250ZM85 50H87V52L85 51ZM89 50H90V53H88L89 52ZM94 50V51H95ZM117 50H119V53L121 52V54H123V53H125V52H127V53H125L124 54V56L122 55V58L120 57V55H117L118 53H116L117 52ZM121 50V51H120ZM122 50H123V52H122ZM136 50V51H135ZM137 50H140L141 51V53H143L142 55H141V53H140V51L138 52ZM144 50H146V51H144ZM175 52H174V51ZM184 50V51H183ZM216 50H218L217 52H216ZM226 50V51H225ZM229 50V51H228ZM243 50H244V52H243ZM246 50V51H245ZM182 51V52H181ZM221 51H222V53H221ZM224 51V52H223ZM242 51V52H241ZM249 51V52H248ZM87 54H86V53ZM111 52V53H110ZM137 52V53H136ZM148 52V53H147ZM176 52H178L177 54H176ZM230 52V53H229ZM232 52V53H231ZM84 53H85V55H84ZM92 53V54H91ZM94 53V54H93ZM107 53H108V55H107ZM113 53H114V55H113ZM147 53V54H146ZM171 53H172V55H171ZM175 53V54H174ZM218 55H217V54ZM226 53V54H225ZM252 53V54H251ZM89 54V55H88ZM127 54H130V55H127ZM132 54V55H131ZM140 55V57H139V55ZM182 54V55H181ZM187 56H185V55ZM192 54V55H191ZM230 54V55H229ZM246 56H245V55ZM251 54V55H250ZM259 54V55H258ZM102 55V56H101ZM149 55V56H148ZM176 55V56H175ZM181 55V56H180ZM226 55V57H223V56H225ZM232 55H234L233 57H231ZM237 55V56H236ZM239 55V56H238ZM244 55V56H243ZM249 55V56H248ZM115 56V57H114ZM126 56V57H125ZM127 56H128V58H127ZM141 56H143V57H141ZM147 56H148V58L149 59H146L147 58ZM172 56V57H171ZM183 56H184V58H183ZM222 56V57H221ZM243 56V57H242ZM253 56V58H251ZM260 56H262V57H260ZM84 57V58H83ZM87 57L89 58V59H87ZM115 59H114V58ZM120 57V58H119ZM123 57H124V59H123ZM130 57H131V59H130ZM230 57V58H229ZM86 58V59H85ZM111 58H113V59H111ZM140 58V59H139ZM142 58V59H141ZM181 59V60H179V59ZM187 58V59H186ZM191 58V59H190ZM224 58V59H223ZM226 58V59H225ZM250 58V59H249ZM118 59V60H117ZM119 59H123V63L124 64H122V62L119 60ZM129 59V60H128ZM133 59V60H132ZM144 59V60H143ZM169 59V60H168ZM182 59H184V60H182ZM231 59V60H230ZM244 59V60H243ZM254 61V62H252V60ZM260 59V60H259ZM68 60H70V59H68ZM85 60V61H84ZM93 60L95 61V62H97V63H95V62H93ZM100 60V61H99ZM127 60V61H126ZM131 60V61H130ZM139 60H140V62H139ZM141 60H142V62H141ZM148 60V61H147ZM172 60V61H171ZM186 60V61H185ZM196 60V61H195ZM228 62H227V61ZM233 60V61H232ZM238 60V61H237ZM262 60H263V62H262ZM80 61V62H79ZM83 61V62H82ZM109 61H111L110 63H108ZM119 61V62H118ZM124 61H126V62H124ZM181 61H183V62H185V63H183V62H181ZM193 61H195L194 63H193ZM220 63H219V62ZM235 61H237V63L235 62ZM247 61V62H246ZM86 62V63H85ZM129 62V63H128ZM174 62H175V64H174ZM214 62H216L215 64H214ZM230 62H232V63H230ZM244 62V63H243ZM251 62V63H250ZM259 62V63H258ZM83 63H84V65H83ZM91 63H93V64H91ZM141 63V64H140ZM143 63V64H142ZM144 63H146V65L144 64ZM148 63V64H147ZM172 63V64H171ZM180 63H182V64H180ZM189 63H192V64H190L189 65ZM234 63H235V66H234ZM242 63H243V65H242ZM257 63V64H256ZM70 64V66L73 68V69H77L76 70V72H75V74H76V76L78 75V74H80L81 76L84 74V73H82L83 71V69L82 68H78L77 66L75 67H73L72 65ZM82 64V65H81ZM90 64V65H89ZM109 64H110V66H109ZM125 64H126V66H125ZM129 64V65H128ZM151 64V65H150ZM178 66H177V65ZM184 64H186L185 66L186 67H184L183 65ZM230 64V65H229ZM238 64V65H237ZM245 64V65H244ZM251 64V65H250ZM262 65V67H261V65ZM92 65V66H91ZM102 65V64H101ZM127 65L128 66H131V67H133L132 69H133V71H134V73H135V71L136 70H139L140 69V71H136V73L134 74L133 72H131V73H129V71H132L131 69H130V67H129V69L127 68ZM174 66V67H171V66ZM187 65H188V67H187ZM216 65V66H215ZM223 67H222V66ZM253 65H254V67H253ZM255 65H257V66H255ZM69 66V65H68ZM70 66L67 68V69H69L70 68ZM85 66H86V68H85ZM88 66V67H87ZM92 68H91V67ZM98 66V65H97ZM108 66L110 67V68H108ZM112 66V67H111ZM145 66V67H144ZM150 67V69H149V67ZM190 66V67H189ZM240 66V67H239ZM250 66H251V68H250ZM136 69H135V68ZM144 70L143 72H142V70H141V68ZM146 67H148V68H146ZM152 67H153V70H151L152 69ZM193 67V68H192ZM220 67H221V69H220ZM233 67V68H232ZM238 67V68H237ZM259 67H261L260 69L262 70V73H261V70L259 69ZM71 68V70L72 71H75V70H73ZM126 68V69H125ZM145 68V69H144ZM171 68V69H170ZM172 68H174V69H172ZM176 68V69H175ZM187 69V71H186V69ZM188 68H189V70H188ZM217 68V69H216ZM231 68V69H230ZM256 68V69H255ZM98 69H99V67H98ZM107 69L108 70H110V71H107ZM150 70L151 72H148V70ZM168 69V70H167ZM220 69V70H219ZM222 69H224V71H222ZM251 71H253V72H255V73H253V72H251ZM253 69V70H252ZM258 69V71L257 72H259L262 76H260V74L259 73H257L256 71H254V70H257ZM79 70V72L80 73H78L77 71ZM92 70V71H91ZM93 70H95L94 72H93ZM112 70V71H111ZM129 70V71H128ZM145 70H147V71H145ZM180 70H184V71H180ZM219 72H218V71ZM234 70V71H233ZM71 71V72H72ZM128 71V72H127ZM173 73V77H172V74H171V72ZM177 71V72H176ZM180 73H185V71L186 72H188V74L186 73V74H179V72ZM191 71V72H190ZM250 71V72H249ZM119 72V73H118ZM138 72V73H137ZM189 72L190 73H192V74H190L191 76L189 77L188 76V78L189 79H187V76L186 75H189ZM235 72H237V73H235ZM74 72H72V74H73ZM118 75H117V74ZM127 73H128V75H127ZM145 73H147V74H145ZM178 74L179 76H176V74ZM193 73H194V75H193ZM225 73V74H224ZM231 73V74H230ZM75 74H73L74 76H75ZM144 74V75H143ZM165 74H168V75H166V76H169L170 75V77L171 78H173V79H175V81H176V83H175V81L173 80V79H171L170 77V79L172 80V82H174L175 83V85H173V83H172V85H170L171 84V82H169L168 83V77L166 78V76H165ZM175 74V75H174ZM233 74V75H232ZM241 74V75H240ZM85 75V74H84ZM83 75V76H84ZM110 75V76H109ZM147 75V76H148ZM164 75V76H163ZM181 75V76H180ZM183 75H185V76H183ZM213 75V76H212ZM222 75V76H221ZM226 75V76H225ZM230 75V76H229ZM99 76H101L100 78H98ZM104 76V77H103ZM112 76V77H111ZM115 76V77H114ZM149 76H151V75H149ZM192 76H193V78H192ZM221 76V77H220ZM225 76V77H224ZM232 76V77H231ZM243 78V80H242V78ZM87 77H89V75L87 76ZM103 77V78H102ZM107 77H108V80H107ZM110 77H111V80H110ZM113 77H114V79L116 78V77H118V78H116L115 80L113 79ZM163 77H165L164 79H163ZM215 77V78H214ZM236 77V78H235ZM240 77V78H239ZM36 78V77H35ZM132 78V77H131ZM146 78V77H145ZM144 77H141L139 80H141V82L140 83H142L143 82V79H145ZM184 78V79H183ZM224 78V79H223ZM259 78V79H258ZM102 79V80H101ZM104 79V80H103ZM106 79V80H105ZM160 79V78H159ZM177 79V80H176ZM187 79V80H186ZM191 79V80H190ZM195 79V78H194ZM215 79V80H214ZM221 79V80H220ZM224 81H223V80ZM227 81H226V80ZM254 79H256L257 80V82H256V80H254ZM25 80V79H24ZM23 80V81H24ZM112 81V82H108V81ZM115 82H114V81ZM167 80V81H166ZM178 80H180V81H178ZM186 81V83H183V81ZM189 80V81H188ZM217 80H219V82L221 83V84H219V82L217 81ZM230 80V81H229ZM232 80H233V82H232ZM235 80V81H234ZM237 80H240L239 82L237 81ZM165 81H166V83H165ZM170 81V80H169ZM184 81V82H185ZM246 83H245V82ZM25 82V81H24ZM28 82V81H27ZM177 82H181L180 84H181V86L183 87V88H185L186 87V89H187V87H188V90H190L189 92H188V90H182V87L180 88V86H176L178 83ZM218 82V83H217ZM226 82L230 85H228L227 84V86L228 87H226L225 88V86H226ZM250 82V83H249ZM253 82V83H252ZM139 83V84H140ZM212 83V84H211ZM249 85H248V84ZM254 83H256V85L258 86L259 85V83H260V85L258 86V88H257V86L254 84ZM258 83V84H257ZM108 84V85H109ZM157 84H158V86H157ZM166 84V85H165ZM179 84V85H180ZM184 84H185V86H184ZM235 84H237V85H239V86H236ZM245 84V85H244ZM138 87L140 86V85H138V84H136ZM161 85H163L164 86V90L162 89V86ZM214 85V86H213ZM248 85V86H247ZM174 86V87H173ZM211 86L213 87L212 89H211ZM220 86V87H219ZM249 87V90H248V88L247 87ZM253 86V87H252ZM254 86H255V88H256V90H255V88H254ZM156 87H158V88H156ZM161 88V90H160V88ZM178 87V88H177ZM189 87H190V89H189ZM218 87V88H217ZM181 90H180V89ZM221 88V89H220ZM224 88V89H223ZM245 88V89H244ZM17 89V88H16ZM138 88L136 87V89L133 91V92H131V93H129L130 92V90L127 88H125V90L124 91H122V94H124L125 95V98H128V99H130L131 97H133V96H135L137 93H140V88H139V90H137ZM216 89H217V91H216ZM226 89V90H225ZM228 89V90H227ZM229 89H230V91H229ZM231 89H232V91H231ZM236 89L237 90H240V93H239V91L238 92H236ZM127 90V92H125ZM153 90V91H152ZM159 90V91H158ZM172 90H173V93H172ZM210 90V91H209ZM220 90V91H219ZM243 90V91H242ZM248 90V92H245V91H247ZM253 90V91H252ZM258 90V91H257ZM175 91V92H174ZM180 91H183L182 92V95H183V97L182 98H179V96L181 97L182 95H181V92ZM187 91V92H186ZM214 91V92H213ZM249 91H250V93H249ZM256 91V92H255ZM163 92H165V93H168L167 95H173V96H167L165 93H163ZM179 92V93H178ZM184 92L185 93H189V94H187V95H189V96H186V98H185V95H184ZM191 92V93H190ZM226 92V93H225ZM233 92H236V93H234V95H232V93ZM126 93V94H125ZM129 93V94H128ZM136 93V94H135ZM218 93V94H217ZM224 93V94H223ZM228 93V94H227ZM242 93V94H241ZM256 93H259L258 94V99H259V102L257 103V98H255L256 97ZM135 94V95H134ZM175 94V95H174ZM236 94V95H235ZM242 95V97L240 98V95ZM248 96H247V95ZM262 94V95H261ZM221 95V96H220ZM224 95H226V96H224ZM230 95H232V96H230ZM244 95H245V97H244ZM251 95H253V96H255L254 98L257 100H255L254 98H253V96H251ZM259 95H261V98H260V96ZM15 97H16V95H14ZM14 96H12V97H10V98H14L15 99V97ZM127 96V97H126ZM206 96V97H205ZM214 96V97H213ZM223 96H224V98H223ZM53 97V96H52ZM170 97V98H169ZM175 98V97H177V98H179V99H177V98H175L174 100H173V98ZM221 97V98H220ZM235 97V98H234ZM244 97V98H243ZM18 98H19V100H20V97H17L16 99L18 100ZM59 98H61V97H59ZM203 98V99H202ZM240 98V99H239ZM171 99V100H170ZM180 99H182V101H180L179 102V100ZM187 99V100H186ZM206 99V100H205ZM221 99H223V100H221ZM251 99V100H250ZM1 100V99H0ZM9 100V101H8ZM13 99H7V103H5L3 106H5V105H8L10 102V105H12V104H14L13 103V101H16V100H13ZM215 101V102H214ZM217 101H218V103H217ZM245 101V102H244ZM253 101V102H252ZM164 102V103H163ZM172 102V103H171ZM254 102L256 103V104H254ZM21 103V102H20ZM246 103H248V104H246ZM251 103V104H250ZM262 103H263V101H262ZM241 106H240V105ZM221 105V106H220ZM254 105V106H253ZM9 106V105H8ZM204 106V107H203ZM209 106H211V107H209ZM213 106H215V107H213ZM236 106V107H235ZM237 106H240V107H237ZM249 106V107H248ZM134 107V108H133ZM142 107V108H141ZM146 107H148L150 110H151V112L152 111H154V112H152V114H151V112H150V110H147V108ZM233 107V108H232ZM252 109H254L255 108V111L254 110H252ZM214 108V109H213ZM237 108V109H236ZM246 108V109H245ZM218 109V110H217ZM243 109H244V111H243ZM250 109H251V111H250ZM257 109V110H256ZM131 110V111H130ZM137 112H136V111ZM169 110V111H168ZM249 110V111H248ZM135 111V112H134ZM141 111H143V112H141V114L143 115L144 114V116L143 117H145L144 119L145 120H143V118H141V114H138V113H140ZM157 111V112H156ZM113 112V113H112ZM126 112V113H125ZM145 112V113H144ZM231 112V113H230ZM242 112H243V114H242ZM110 113V114H109ZM117 113H119V115L117 114ZM134 113V114H133ZM150 113V114H149ZM156 113H158V114H156ZM107 114V115H106ZM113 114V115H112ZM117 114V115H116ZM121 114V115H120ZM124 114V115H123ZM146 114H147V116L148 117H146ZM157 116V118L159 117V124H157V120L155 119V115ZM193 114V115H192ZM199 114V115H198ZM209 114V115H208ZM238 114V115H237ZM245 114V115H244ZM250 114V115H249ZM134 115V116H133ZM141 115V116H140ZM153 115H154V117H153ZM161 115V116H160ZM169 115V116H168ZM181 115V116H180ZM208 115V116H207ZM151 118H150V117ZM173 116H176V118H174ZM179 116V117H178ZM207 116V117H206ZM255 116V117H254ZM105 117H107V118H105ZM111 117V118H110ZM202 117V118H201ZM244 117V118H243ZM260 117V116H259ZM110 118V119H109ZM113 118V119H112ZM117 118H119V119H121V120H119V119H117ZM132 118V119H131ZM136 118V119H135ZM137 118H138V120H137ZM139 118H140V120H139ZM169 118H174V119H169ZM178 118V119H177ZM183 118V119H182ZM207 118V119H206ZM231 118H233L232 120H231ZM242 120H241V119ZM110 121H109V120ZM115 119H116V121H115ZM142 119V120H141ZM147 119H148V121H147ZM152 119V121L151 122H149L150 120ZM156 120V121H154V120ZM161 119V120H160ZM177 119V120H176ZM184 119L186 120H188V121H184ZM198 119L200 120V121H198ZM104 120H106V121H109L108 123H106L105 125H104ZM119 120V121H118ZM123 120H124V122L126 123V121H127V123H126V125L123 123ZM134 120H135V123H133L134 122ZM222 120V121H221ZM225 120V121H224ZM70 121V120H69ZM68 120H66V121H64L63 122V125H68V124H75L72 120V122L70 123ZM131 121H133V122H131ZM136 121H139V122H136ZM141 121V122H140ZM142 121H143V124H145V125H142ZM145 121H146V123H145ZM169 121V122H168ZM172 121V122H171ZM175 121V122H174ZM202 121V122H201ZM241 121V122H240ZM58 122V121H57ZM111 122V123H110ZM115 122H117V124L119 125H117ZM119 122V123H118ZM120 122H122V124H124L125 125V129H123L124 128V125H122L121 126V124H120ZM150 123V125L148 124V123ZM152 122H154L155 124H157V126L153 123V126H155V127H157L158 128V130L156 129V128H154L153 126V128H154V130H155V132L153 133V132H151V130L153 131V129H152V127L151 128H149L148 129V127H150L152 124ZM163 122V123H162ZM167 122V123H166ZM171 122V123H170ZM187 122V123H186ZM190 122V123H189ZM199 122H201L200 124H199ZM204 122V123H203ZM206 122V123H205ZM247 122V123H246ZM130 123V127H129V124ZM133 125H132V124ZM136 123H138V124H136ZM139 123H140V125H142L141 127L139 126ZM189 123V124H188ZM203 123V124H202ZM56 124V123H55ZM134 124H136L137 126H135ZM162 124V125H161ZM172 124V125H171ZM174 124V125H173ZM198 124V125H197ZM236 124V125H235ZM70 125H68V130L70 129V127H72V125L70 126ZM112 125V126H113ZM158 125H159V127H158ZM161 125V126H160ZM177 125V126H176ZM191 125V126H190ZM201 125V126H200ZM234 125V126H233ZM254 125V126H253ZM111 126V127H112ZM126 126H128V127H126ZM131 126H132V128H134L133 130L135 131V130H137V131H140V130H144V131H150L149 133H148V131L145 133V132H143V131H140V133L138 132V133H136V131L134 132V131H132L131 129ZM134 126V127H133ZM148 126V127H147ZM169 126H170V128H169ZM203 126V127H202ZM213 126H216L215 128L213 127ZM253 126V127H252ZM121 127H123L122 129H123V132L121 131L122 129H120ZM135 127H137V128H135ZM144 127H146V128H144ZM205 127V128H204ZM129 128H130V130H129ZM144 128V129H143ZM160 128V129H159ZM171 129V128H176V130H174V129H171V130H173L174 132L175 131H177V133H176V135L175 134H173L172 132H171V130H168V129ZM203 130H201V129ZM72 129V128H71ZM126 129H128L129 131H131V133L132 132H134V133H136L135 134V136L136 135H139V136H134V135H132V134H130V132L128 133L127 131H126ZM151 129V130H150ZM188 129V130H187ZM126 132H125V131ZM114 131V130H113ZM112 131V129H110L109 131H106V133H108V132H110V134H112L111 132H113ZM168 131V132H167ZM187 133H186V132ZM105 132V129L103 130V133ZM143 132V133H142ZM171 132V133H170ZM184 132H185V134H184ZM119 133H121L120 134V137H119ZM124 133V134H123ZM146 134V137H147V135H150V136H148L149 138L151 137V139H150V141L151 142H149L148 141V137L147 138H145V134ZM154 134V135H152V134ZM202 133V134H201ZM247 133V134H246ZM116 134H118V136H116ZM165 134V135H166ZM128 135V136H127ZM129 135H131V136H133V138H131ZM142 135V136H141ZM144 135V136H143ZM154 136V137H152V136ZM183 135V136H182ZM158 136H159V134H158ZM158 136H156V138H155V140H158L157 138H158ZM185 136V137H184ZM190 136H192V137H190ZM124 137L126 138L125 140H122V138L124 139ZM127 137H129V138H131L130 140H128V138ZM135 137V138H134ZM142 139H141V138ZM144 137V138H143ZM192 138V139H190V138ZM188 138V139H187ZM223 138V139H222ZM122 141H121V140ZM136 139V140H135ZM138 139V140H137ZM141 139V140H140ZM144 139V140H143ZM165 140H167L166 138H164ZM114 140V141H113ZM128 140V141H127ZM140 140V142L138 143V141ZM147 140V141H146ZM161 140V139H160ZM159 140V141H160ZM192 140V141H191ZM231 139H229V141H230ZM253 140H255L254 142H253ZM261 140V141H260ZM119 141H121L122 143H123V145L124 146H126V145H128V146H130V145H132V146H130V147H126L125 149L122 147V148H120L121 147V144L122 143H120ZM123 141H125V142H123ZM134 141H136L135 143H134ZM144 141H146V142H144ZM164 140H162V144L164 143V142H166V141H164ZM199 141V142H198ZM233 141V140H232ZM257 141V142H256ZM110 142V143H111ZM127 142H130V143H127ZM194 142V144H192ZM111 143V144H112ZM120 143V144H119ZM127 143V144H126ZM197 143V144H196ZM203 143V144H202ZM252 143H254V144H252ZM7 144V146H8V148H10L11 147V149H13L12 148V145H11V143H6ZM111 144H109V146H110V148H112L113 146L111 145ZM197 146H196V145ZM200 144V145H199ZM207 145L206 147L204 146L203 147V145ZM202 145V146H201ZM218 145V146H217ZM10 146V147H9ZM112 146V147H111ZM194 148H193V147ZM201 146V147H200ZM218 147V149H217V147ZM220 146V147H219ZM257 146V147H258ZM198 149H196V148ZM215 147V148H214ZM236 147V146H235ZM255 147H256V145H255ZM114 148V147H113ZM129 148V149H128ZM191 148V149H190ZM193 148V149H192ZM226 149H227V147H225ZM121 149V150H120ZM129 150V152H132V150ZM215 150V153L217 154H215L216 155V159L217 160H219V162L214 158L213 160L215 161H211L212 159H211V155H210V152H208L207 150ZM240 149V150H239ZM123 150V151H122ZM190 150V151H189ZM194 152V154H193V152ZM218 150V151H217ZM242 149L241 148H238V150H237V154L239 153V152H242L241 151ZM208 153H207V152ZM119 152V153H120ZM218 152V153H217ZM220 152V153H219ZM198 153V154H197ZM206 153V154H205ZM234 153V152H233ZM130 153H128V155H129ZM205 154V155H204ZM208 154V155H207ZM236 154V153H235ZM138 155H140V157L142 156V157H144V154L142 153V155H141V153L140 154H138ZM138 155H135V156H133L131 159H130V157H129V159H127L128 161H126L125 159H119V157H121V156H117V153L114 155L113 154V156L116 158H118V159H114L112 156H111V163H113L112 161L114 160V162L115 163H118V166L121 164V163H123L122 161L123 160H125L124 162H125V164L127 165V162H128V167L129 168H139L140 169V164H142V166L143 165H152L153 163H152V161L154 162L155 160H153V158H151L152 159V161L150 162V158L148 157V158H146V157H144L143 159L142 158H140ZM220 155V157H218ZM194 156H196V159H195V157ZM199 156V157H198ZM136 157H138V158H136ZM198 157V158H197ZM215 157V156H214ZM161 158H163V157H161ZM169 157H167V159H168ZM203 158H205V159H203ZM137 160V159H139V160H137L138 162H141L138 166H134V165H132L131 163H133V161L134 160ZM148 159L149 161V163L146 161V160ZM199 159V160H198ZM220 159H223V160H220ZM36 161H38L37 159H35ZM120 160H122L121 162H120ZM135 160V161H136ZM143 162H142V161ZM195 160V161H194ZM206 160V161H205ZM226 160V161H225ZM117 161V162H116ZM132 161V162H131ZM134 161V162H135ZM148 163V164H146V162ZM217 161V162H216ZM221 161V162H220ZM120 162V163H119ZM129 162H130V164L131 165H129ZM145 162V163H144ZM152 163V164H151ZM162 163V162H161ZM217 163H219V164H217ZM224 163V164H223ZM159 163H157L156 164V166L158 165ZM214 164H215V166H214ZM220 165V166H219ZM224 165V166H223ZM131 166V167H130ZM134 166V167H133ZM147 166V167H148ZM236 166V165H235ZM245 166V167H244ZM152 167V166H151ZM241 168V170H239L240 168ZM137 168V169H138ZM239 168V169H238ZM124 169H125V167H124ZM157 169V168H156ZM192 169V168H191ZM123 170V169H122ZM121 170V171H122ZM244 170V171H243ZM247 170V171H246ZM118 171H120V170H118ZM224 172V174L225 175H222V172ZM242 171V172H241ZM226 172V173H225ZM230 172V173H229ZM124 173V175L126 176V173H125V171H122V174ZM221 173V174H220ZM231 173H232V175H231ZM235 173H236V175H235ZM238 174V175H237ZM160 177H161V175L163 176L164 175V173H161L160 172ZM222 175V176H221ZM228 175V176H227ZM235 177H234V176ZM200 176V177H199ZM232 176L234 177V179H232ZM220 177V178H219ZM221 177H223L222 179H221ZM127 178H129V176H127L125 179H127ZM142 177H139V178H137L135 181H140V183L138 182V185L140 184H142L141 183V181H142V179H141ZM159 178V177H158ZM158 178H155V181H154V179H153V181H152V184H150V185H147L146 187H145V185L143 186V187H145V188H143L144 189V191H146L143 195L140 193V191H137V192H134V196L133 195H131L130 197H129V199H128V201H127V205L125 204V206H124V209H121V207L118 209V211L117 212H115V214H108V215H105L104 216V218L102 219V226H104V228L102 229V230H99L100 229V227H95V229L96 230H98L99 232V241L101 242L102 240H104V238H105V236L107 235H115V236H117V237H122V238H126L127 240H131L130 238H132V240L133 241H135V240H138L137 238H141V237H146V234L147 233H151V235H156L157 234V232H155L156 234H153L154 233V231H152L151 229L152 228H154L155 226L157 227H159V225H160V218L159 217H157V218H154V219H152L151 220V217H153V215H154V217H155V214H159L160 215V213L163 215L164 214V217L166 216H168L170 213H172V211H173V208L172 209H170V208H166V207H164L163 205H164V203H165V206H166V203L167 202H165L166 200L165 199H161L159 196H161V195H159V194H161L160 193V191H161V184H159V183H161V181L158 179ZM141 179V180H140ZM156 179H158V180H156ZM225 179V180H224ZM230 179H232V180H230ZM130 180V178L129 179H127V180H125V181H128V182H131V181H129ZM157 181H159V182H157ZM214 181V182H213ZM222 181H223V183H222ZM229 181L231 182L232 181V183L230 184L229 183ZM205 183V184H203V183ZM216 182V183H215ZM225 182H226V184H225ZM228 182V183H227ZM136 182H134L133 184H135ZM154 183V184H153ZM156 183H158L159 185H160V188H159V185L158 184H156ZM137 184V183H136ZM136 184H135V186H136ZM156 184V185H155ZM200 184V185H199ZM225 184V185H224ZM155 186V188H153L154 186ZM198 185V186H197ZM203 187H202V186ZM209 185V186H208ZM218 187H217V186ZM224 185V186H223ZM249 185H251V186H248L249 188H256V183L254 182V179L252 178V177H250V179H249ZM134 186V185H133ZM132 186V187H133ZM153 186V187H152ZM156 186H158L157 188H159V189H156ZM200 186V187H199ZM207 186L209 187V189L208 190H206V188H207ZM228 186V187H227ZM229 186H230V188H233V189H229ZM238 186V187H237ZM131 187V190H133V188ZM192 187V188H193ZM199 187V188H198ZM204 187H205V191H206V193L207 192H209L210 193V187H211V189H213L212 191H211V193L212 194H209V193H207V194H205L204 192ZM224 187V188H223ZM150 188V189H149ZM198 188V189H197ZM202 188H203V190H202ZM227 188V189H226ZM238 188V189H237ZM134 189H135V187H134ZM152 189H153V191H152ZM156 189V190H155ZM234 189H236V190H234ZM240 189V191L238 192V190ZM243 191H242V190ZM151 190V191H150ZM193 190H194V188H193ZM210 190V191H209ZM156 191H157V193H156ZM204 191V192H203ZM222 193H221V192ZM235 191V192H234ZM258 191V192H257ZM152 192V193H151ZM158 192H159V194H158ZM230 192V193H229ZM232 192V193H231ZM234 192V193H233ZM238 192V193H237ZM202 193V194H201ZM220 193V194H219ZM236 193V194H235ZM58 196H59V194L58 193H56ZM56 194H54V196H56ZM153 194V195H152ZM156 194V195H155ZM157 194H158V196H157ZM204 194V195H203ZM223 194V195H222ZM232 194V195H231ZM235 194V195H234ZM31 196L33 195V194H30ZM53 195V194H52ZM163 195V194H162ZM207 195H209V197H211V198H207L206 196ZM231 195V196H230ZM234 195V196H233ZM258 195V196H259ZM151 196V197H150ZM155 196H156V199H155ZM199 196V197H198ZM204 197V199H203V197ZM229 196V197H228ZM248 196V197H247ZM154 197V199H155V203H152L151 201H153V199H151V198H153ZM200 197H201V199H200ZM205 197L207 198V199H205ZM224 199H223V198ZM228 197V198H227ZM233 197V198H232ZM159 198L161 199V201L163 202L164 200V202L162 203L160 200H159ZM227 198V199H226ZM231 198V199H230ZM33 200V202H34V198H32ZM151 201H150V200ZM203 199V200H202ZM212 199V200H211ZM230 199V200H229ZM243 199V200H242ZM261 199V200H260ZM146 200H148L149 202H150V205L147 203L148 201H146ZM228 202H227V201ZM257 200V201H256ZM146 201V202H145ZM156 201H157V203H156ZM203 201V202H202ZM129 202V203H128ZM138 202H140L139 204H138ZM154 202V201H153ZM161 202V203H160ZM240 202V203H239ZM148 205H147V204ZM151 203H152V205H151ZM216 203V204H215ZM223 205H222V204ZM161 204H162V206H161ZM207 205V206H206ZM211 205H212V207H211ZM217 205V206H216ZM222 205V206H221ZM205 206V207H204ZM215 206V207H214ZM127 207V208H126ZM140 207V208H139ZM168 207V206H167ZM191 207V208H190ZM209 207V208H208ZM231 207V208H230ZM123 208V207H122ZM158 209L159 208V212H157V213H155V214H153V215H149V212L151 211V210H153V211H155L156 209ZM210 208H212L213 209V211H212V209L210 210ZM216 208V209H215ZM21 209H22V207H21ZM150 209V210H149ZM163 209H165V210H163ZM171 210V211H169V212H167V210ZM227 209L230 211H227ZM191 210V211H190ZM204 210H206V211H204ZM210 210V211H209ZM161 211V212H160ZM164 211V212H163ZM178 211V212H177ZM187 211H189L188 213H187ZM138 212V213H137ZM166 212V213H165ZM204 212V213H203ZM207 212V213H206ZM216 212V213H215ZM219 212V213H218ZM221 212V213H220ZM224 214H223V213ZM17 213V211H15V213L14 214H16ZM180 213V214H179ZM183 213V214H182ZM209 213V214H208ZM210 213H212L211 214V216H208V215H210ZM215 213V214H214ZM135 214V215H134ZM148 214V215H147ZM220 214H222L221 216H219ZM232 214V215H231ZM161 215V216H162ZM215 215V216H214ZM231 215V216H230ZM260 216V218H259V216ZM177 216V217H178ZM182 216V217H183ZM191 216H195V217H191ZM208 216V217H207ZM216 216H218V217H222V219L220 220V218H218V217H216ZM223 216L225 217V219L223 218ZM163 217V218H164ZM185 217H183V218H185ZM197 217H199L198 219L200 220V218H201V221L200 222H202L203 221V223H205V224H199V222H196L198 219H197ZM202 217L204 218V220L202 219ZM212 217V218H211ZM194 218H196V219H194ZM215 218H217V219H215ZM228 218V219H227ZM189 219V220H188ZM207 219V220H206ZM212 219V220H211ZM98 220V219H97ZM96 220V218L94 217V218H91L89 221H91V223L92 222H95V221H97ZM187 220L189 221V222H187ZM191 220H192V222H191ZM198 220V221H199ZM211 220V221H210ZM216 220V221H215ZM195 221V222H194ZM213 221H215V225H214V222ZM105 222V223H104ZM190 222L192 223L191 225L192 226H194V227H190L191 225H189L190 224ZM210 222V223H209ZM188 223V224H187ZM194 224H196V225H194ZM197 224H199V225H201V226H199V225H197ZM212 224V225H211ZM254 225V227H253V225ZM217 225V226H216ZM252 226V230L251 229H249V228H251V226ZM197 226V227H196ZM214 227V229H213V227ZM215 226H216V228H215ZM258 226H259V228H261V229H259L258 228ZM142 227V228H141ZM189 227H190V229H189ZM203 227V228H202ZM182 228H184L185 229V226H182ZM192 228L194 229L193 231H192ZM204 228H205V230H204ZM207 228V229H206ZM245 228V229H244ZM255 228V229H254ZM148 229V230H147ZM202 229H203V231H202ZM244 231H243V230ZM191 230V231H190ZM201 230V231H200ZM242 230V232H240ZM153 233H152V232ZM189 231V232H188ZM213 231V232H212ZM237 231L238 232H240V233H238V235L239 234H243V233H246V238H245V240H243L242 242H241V240H238V243H240L239 244V246H238V243H236V241L234 242H230V241H232V240H229L230 238H232L231 236L233 235V237L235 236V237H237L238 235H237ZM246 231V232H245ZM81 232H86V231H79V232H76L77 233V235H78V233H79V235H80V233ZM194 232V233H193ZM195 232H197L196 234H195ZM213 234H212V233ZM215 232V233H214ZM262 232V233H261ZM143 235H142V234ZM192 233V234H191ZM236 233V234H235ZM235 234V235H234ZM249 234V235H248ZM87 235V234H86ZM145 235V236H144ZM192 235V236H191ZM213 235V236H212ZM245 235V234H244ZM248 236V237H247ZM87 237V242H86V244H88V245H91V242H89L90 240H91V235L89 234V236L87 235L86 236ZM90 239H89V238ZM111 237V236H110ZM89 239V240H88ZM227 242V243H225V242ZM240 241V242H239ZM135 242H137V241H135ZM210 242H211V240H210ZM263 242V243H262ZM40 243V242H39ZM43 243V242H42ZM42 243H40V244H38V243H36L35 244V246L36 247H39L40 248V245H42ZM235 243V244H234ZM243 243H245V244H243ZM128 243H123L122 245H127ZM227 244V245H226ZM241 244H242V246H241ZM37 245H39V246H37ZM188 246V245H187ZM230 246V247H229ZM241 246V247H240ZM42 247V246H41ZM231 247H232V249H231ZM238 247H239V249H238ZM254 247H256V248H254ZM261 247V248H260ZM262 247H263V249H262ZM29 248H31V247H29ZM29 248H27V249H29ZM184 248L185 247H182L180 250L183 252V250H184ZM234 248V249H233ZM236 248V249H235ZM259 248V249H258ZM35 249V250H34ZM37 248H34V247H32L31 248V255H29V260H30V262L32 263V264H47V262H45V261H48L47 259V257H48V255H44V254H42V253H39L38 252V250L39 249H37ZM255 249V250H254ZM30 250V249H29ZM33 250V251H32ZM262 252V253H261ZM33 253V254H32ZM41 254V255H40ZM222 254V255H221ZM141 255H143V254H141ZM145 255V254H144ZM181 255H183V254H181ZM185 255V254H184ZM47 256V257H46ZM31 257V258H30ZM33 257H34V259H33ZM44 257V258H43ZM39 258V259H38ZM41 258V259H40ZM16 257H14L13 255H0V264H16ZM37 261V262H36ZM44 261V262H43ZM73 260H70L69 262V264H72L73 262H72ZM217 262V263H216ZM220 262V263H219ZM213 264V263H212Z\"/></svg>",
  "mask_w": 264,
  "mask_h": 264
},
{
  "label": "crops",
  "instance_id": "3",
  "mask_svg": "<svg viewBox=\"0 0 264 264\" xmlns=\"http://www.w3.org/2000/svg\"><path fill=\"white\" fill-rule=\"evenodd\" d=\"M263 5H264V0L260 3V7H259V9H258V16H262V12H263ZM229 11H231V18H236V14H237V12H239L240 10H236V11H232V10H229ZM229 11H226V12H220L219 10L217 11V10H212L210 13H209V15H210V17H212L214 14H216L217 15V17L219 18V19H223L227 14H228V12ZM242 11H245V10H242ZM259 17V18H260ZM235 24H238L237 23V21H232V23L230 24L231 26L232 25H235ZM230 26V27H231ZM216 27H219V28H223V29H225L223 26H221V25H218V26H214V30H215V28Z\"/></svg>",
  "mask_w": 264,
  "mask_h": 264
}]
</instances>
